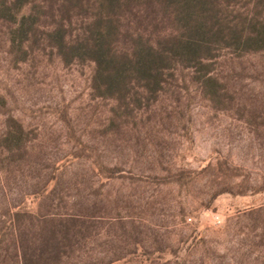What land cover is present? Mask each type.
I'll return each instance as SVG.
<instances>
[{
	"label": "rangeland",
	"instance_id": "1",
	"mask_svg": "<svg viewBox=\"0 0 264 264\" xmlns=\"http://www.w3.org/2000/svg\"><path fill=\"white\" fill-rule=\"evenodd\" d=\"M258 1L264 19V0L235 9ZM125 28L157 37L169 21L153 10ZM10 29L0 21V264H18L20 208L101 217L104 264L136 240L113 264H264V51L226 52L209 88L180 68L154 98L136 89L129 111L100 96L94 63L64 62L41 34L14 45ZM19 126L26 144L12 157L1 145Z\"/></svg>",
	"mask_w": 264,
	"mask_h": 264
},
{
	"label": "trees",
	"instance_id": "2",
	"mask_svg": "<svg viewBox=\"0 0 264 264\" xmlns=\"http://www.w3.org/2000/svg\"><path fill=\"white\" fill-rule=\"evenodd\" d=\"M238 1L0 0V21L11 26L10 42L14 45L25 46L41 34L64 62L94 63V85L100 96L120 101L132 111L134 91L142 90L151 98L158 96L171 72L199 70L209 88L217 83L212 75L215 63L226 52L234 56L264 51L260 2L253 10L241 12L235 9ZM153 10L169 21V28L157 37L125 28L131 16ZM226 10L237 12L239 17L230 18ZM79 22L74 33L73 27ZM123 39L127 40L125 48L120 45ZM16 133L4 136L1 145L12 157L26 144L20 126ZM13 214L18 224L14 234L18 264H104L97 248L101 217L41 214L21 208ZM111 241L110 237L107 243ZM140 244L136 240L129 249L121 248L119 254L114 246L104 254L115 257L109 261L113 264L136 255Z\"/></svg>",
	"mask_w": 264,
	"mask_h": 264
}]
</instances>
